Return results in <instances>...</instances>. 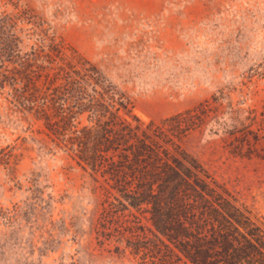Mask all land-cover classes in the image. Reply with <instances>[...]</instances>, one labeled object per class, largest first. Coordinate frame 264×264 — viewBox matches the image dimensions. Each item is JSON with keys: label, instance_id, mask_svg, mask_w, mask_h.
Here are the masks:
<instances>
[{"label": "rangeland", "instance_id": "obj_1", "mask_svg": "<svg viewBox=\"0 0 264 264\" xmlns=\"http://www.w3.org/2000/svg\"><path fill=\"white\" fill-rule=\"evenodd\" d=\"M19 10L97 66L145 123L210 101L183 148L264 222V0H0V16ZM32 26H18L23 50L37 39ZM8 94L0 88V264H142L129 234H101L104 180Z\"/></svg>", "mask_w": 264, "mask_h": 264}, {"label": "trees", "instance_id": "obj_2", "mask_svg": "<svg viewBox=\"0 0 264 264\" xmlns=\"http://www.w3.org/2000/svg\"><path fill=\"white\" fill-rule=\"evenodd\" d=\"M20 24L33 25L37 36L28 50ZM65 49L29 11L1 14L0 88L68 159L104 180L101 234H129L125 247L142 264H174L168 253L184 264H264V222L183 148L209 116L210 101L145 123L97 66ZM129 215L133 225L114 227Z\"/></svg>", "mask_w": 264, "mask_h": 264}]
</instances>
